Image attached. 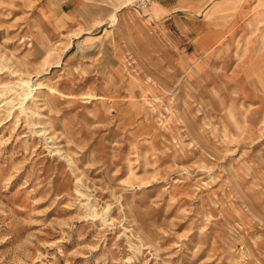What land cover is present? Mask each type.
<instances>
[{"label": "rangeland", "instance_id": "1", "mask_svg": "<svg viewBox=\"0 0 264 264\" xmlns=\"http://www.w3.org/2000/svg\"><path fill=\"white\" fill-rule=\"evenodd\" d=\"M202 1L190 59L150 5L0 0V264H264V0Z\"/></svg>", "mask_w": 264, "mask_h": 264}, {"label": "crops", "instance_id": "2", "mask_svg": "<svg viewBox=\"0 0 264 264\" xmlns=\"http://www.w3.org/2000/svg\"><path fill=\"white\" fill-rule=\"evenodd\" d=\"M208 5L202 0H152L146 15L134 16L128 25L136 31L137 26L140 27L152 39L166 34L168 39L178 43V50H186V57L197 59L200 54L204 57L222 42L229 34L227 19L235 16L226 15L220 10V3H216L214 7ZM103 22L105 25L104 20ZM150 25L155 28H151V32L148 31ZM196 61H188L187 64L190 66Z\"/></svg>", "mask_w": 264, "mask_h": 264}, {"label": "built area", "instance_id": "3", "mask_svg": "<svg viewBox=\"0 0 264 264\" xmlns=\"http://www.w3.org/2000/svg\"><path fill=\"white\" fill-rule=\"evenodd\" d=\"M122 1H125V0H122ZM131 1L136 3V5L140 7L141 9L147 8L151 3V0H131Z\"/></svg>", "mask_w": 264, "mask_h": 264}, {"label": "bare ground", "instance_id": "4", "mask_svg": "<svg viewBox=\"0 0 264 264\" xmlns=\"http://www.w3.org/2000/svg\"><path fill=\"white\" fill-rule=\"evenodd\" d=\"M74 11H75V10H74ZM109 16H110L109 19H112V20L114 21L115 14H114V13H111ZM79 18H80V17H79ZM81 18H82V17H81ZM81 18H80V19H81ZM83 18L85 19V17H83ZM86 23H87V22H86ZM103 23H104V22H103ZM99 24H102V22L99 21ZM102 25H103V24H102ZM98 26H99V25H98ZM246 83H247V82H246ZM250 83H251V82H250ZM24 84L27 86V83H24ZM37 86H38V87H41V86H43V83L38 82V83H37ZM25 94H27V93H24V95H25ZM24 95H23V96H24ZM251 100H252V99H251Z\"/></svg>", "mask_w": 264, "mask_h": 264}]
</instances>
